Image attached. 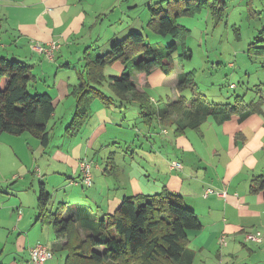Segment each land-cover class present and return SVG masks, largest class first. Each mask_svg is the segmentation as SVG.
I'll list each match as a JSON object with an SVG mask.
<instances>
[{
  "label": "crops",
  "instance_id": "obj_1",
  "mask_svg": "<svg viewBox=\"0 0 264 264\" xmlns=\"http://www.w3.org/2000/svg\"><path fill=\"white\" fill-rule=\"evenodd\" d=\"M160 1L163 0H0V57L17 59L30 66L33 78L28 84L29 93H45L51 97L54 110L50 121H69L75 108L72 89L85 77L83 74L87 72L90 61L95 55L108 52L111 44L127 34L141 32L147 20L145 8ZM218 1L226 6L225 0ZM249 3L250 0L248 6ZM132 9L138 11L133 14ZM116 21L121 25L111 31ZM127 21L129 23L124 24ZM258 39L262 41L257 44L264 43V34ZM49 43L58 46L51 59L35 48L36 45L46 47ZM256 48L262 52L253 55L263 56L264 46ZM187 50L192 58V51L188 47ZM123 71L124 66L117 62L105 67L103 76L118 77ZM180 74L184 73L178 68L168 75L158 68H153L148 75L132 74L136 91L146 95L155 114L147 124L142 121L135 102L120 101L103 84L100 90L112 98L110 103L106 105L99 99L93 100L90 116L81 130L73 136L65 133L60 136L58 148H70V153H61V157L66 155V159H59L70 165L66 172L50 168L48 162L44 173L37 161L33 164L20 161L29 152L41 157L47 149L33 134L0 136V142L7 144L0 148V264H34L29 249L36 244L46 246L52 252V257L45 264L65 262L66 254L61 252L63 241L56 240L52 225L42 221L36 209L38 186L34 178L44 183L46 190L57 192L56 199L49 202V210L54 212L58 204L64 203L62 215L65 218H81L88 214L90 218L101 219L114 214L126 197L154 195L167 189L181 196L185 206L195 212L201 224V230L188 235V249L195 254L192 264H264V189L258 192L251 189L253 179L264 176V95L259 96L257 103L251 104L245 103L244 95H235L233 102L223 104L235 107L229 120L216 124L210 116L197 130L186 128L177 133L176 124H173L175 115L169 122L161 119V111L167 105L181 98L185 100L186 108H190L193 101L198 103L197 107L201 102L207 104L194 91L193 98L189 99L183 96L184 91H178ZM163 88H168L171 96L155 98L154 95ZM154 120L158 131L151 130ZM163 126H172V132L168 133ZM137 140L145 142L140 149L147 151L156 147L166 152V159L170 161L169 171L183 172L184 167L194 169L196 164L203 165L204 170L196 167L194 170H198L199 175L188 179L172 173L164 182L157 180L152 183L153 187H144L142 179L148 177L149 170L140 168L138 162H146L147 167L148 163L141 157L135 159L134 152L130 159L124 157V165L131 162L133 167L119 181L122 175H119L117 166V171L113 170L115 164L112 159L117 161V157L111 149L122 151L121 147H136ZM89 152L93 154L91 158L88 157ZM14 156L17 166L9 159ZM83 159L92 160L89 161L92 184L87 187V192L78 169ZM172 162L180 163L181 169L172 168ZM107 164L112 171L110 175L104 171ZM149 166L160 172L157 164ZM132 172L134 179L131 180ZM16 175H20L18 184L24 189L17 187L15 190V185H10L17 180ZM64 176L66 182H63ZM55 177L60 181L51 180ZM157 179L162 181L160 176ZM184 185L186 187L183 188ZM71 198L87 200L91 204L90 209L67 206ZM76 223L79 225V221ZM257 232L261 235L260 242L245 240L247 233ZM221 237L225 238V246L219 243ZM244 252H248L247 257L241 255Z\"/></svg>",
  "mask_w": 264,
  "mask_h": 264
},
{
  "label": "trees",
  "instance_id": "obj_2",
  "mask_svg": "<svg viewBox=\"0 0 264 264\" xmlns=\"http://www.w3.org/2000/svg\"><path fill=\"white\" fill-rule=\"evenodd\" d=\"M224 9L225 3L218 0H163L149 6L146 26L154 34L170 37L173 42L162 53L137 31L111 44L108 52L95 55L83 74L85 77L72 89L75 108L65 134L73 136L81 130L90 116L93 100L99 99L106 105L110 103L112 98L100 90L103 84L120 101L135 102L142 121L145 124L151 122L155 114L146 95L136 91L132 74L148 75L153 68L170 74L174 69L172 58L175 53L179 62L191 58L186 46L190 31L177 20L207 10L216 23L224 18ZM263 34L264 30L258 33L255 43L262 41L258 38ZM248 52L259 54L262 51L252 43ZM117 62L124 66L123 73L118 77H104L103 69ZM30 68L17 59L0 57V136H20L29 132L43 148H47L50 142L48 123L54 108L48 94L29 93L28 84L33 78ZM193 77L194 73L180 74L178 91L193 92L196 87ZM197 104L193 101L190 108H186L185 100L181 98L161 111V119L169 122L175 115L173 124H176V132L181 133L186 128L197 130L210 116L216 124H222L235 110L227 105L218 107L201 102L197 107ZM251 189L253 192L263 190L264 176H256ZM50 198L45 184L39 182L36 209L40 219L52 225L56 240L63 241L64 264H192L195 254L188 249V233L201 230V224L181 196L167 189L148 197H126L114 214L101 219L90 218L88 214L76 219L73 216L65 218L62 215L64 203L58 204L52 212L49 210ZM75 227L88 231L85 240L79 237Z\"/></svg>",
  "mask_w": 264,
  "mask_h": 264
},
{
  "label": "rangeland",
  "instance_id": "obj_3",
  "mask_svg": "<svg viewBox=\"0 0 264 264\" xmlns=\"http://www.w3.org/2000/svg\"><path fill=\"white\" fill-rule=\"evenodd\" d=\"M225 2V16L224 19L218 23L213 22L209 12L206 10H203V12H201L199 15H196L195 17H181L177 20L178 24L187 27L191 31L190 37L186 42V46L192 51V58L190 60L177 62L178 57L175 53L172 58V60L174 61L173 72L176 68H178L179 71L184 74L193 72V79L196 84L194 92L198 93L199 95L197 96L202 98L207 104L223 107V104H230L231 102H233L235 95H244V101L246 104L257 103L259 101V96L264 95V55L259 56L249 54L247 53V49L250 45H252V43L256 47L264 46V43H255V39L258 37V33L264 29V0H250L249 6L247 5L248 0H225ZM135 11L138 10H131L133 14H135ZM145 14L147 15L148 20L149 12L147 7L145 8ZM146 22L144 23V27L140 29V31L146 38V42L151 44L153 48H157L160 52L164 53L165 48L169 46L173 42V40L170 37H160L154 34L146 26ZM126 23H129V21L124 22V24ZM120 25L121 24L116 21V23L112 25L113 28L111 29V31H113L114 28L118 29ZM230 85H232V88L230 87ZM194 92L185 90L182 94L187 99H189L195 94ZM31 95H34V93ZM161 95L162 97L171 96L168 88L158 90V93H156L154 97L158 98V96ZM166 101L167 100L165 99V102ZM70 121L71 117L69 121L68 119L63 120V123H60V121H49L48 132L50 136V142L47 149L44 151V154L39 157L35 153L33 156V153L29 152L28 155L24 154L22 158L18 156L19 158H21L20 161H22L23 164H33L35 163V161H37L38 165L42 168V171L44 173L47 172L45 169V167L47 166L45 165L48 162L51 164L50 168H58L60 170H63V172H66L70 165L66 162L59 161V159L64 158L63 160H65L66 155H63L61 157V153H70V148L64 147L63 149H59L58 147L62 139L60 136L64 135L65 127ZM158 128V124L154 120L151 130L158 131ZM163 128H165L168 133H171L173 129L172 126H163ZM64 139L68 140V137L64 136ZM142 143L145 144V142H143L142 140H137L135 142L136 147H121L122 151L114 150L113 148L111 149V147H109L111 149V153L116 155L117 157V161H115L114 159H112V161L115 164L113 170L117 171V167L120 169L119 175L122 176H120L119 181H122L123 176L129 173V171L133 167L131 162L124 165V157L127 156V158L130 159V157L133 156L134 152L135 159L141 157L148 163L147 167L145 164L146 162H144L143 160V162H138V166L140 168L149 170L148 177H144L142 179V181L144 182V187H146L147 185L153 187V184H155L154 181L157 180L159 183H162L164 182L166 177L170 176L172 173H174L173 175L185 176V178L188 179L197 177V174L199 175V171L194 170L196 167L204 170L203 165L196 164L194 169L184 167L183 172L169 171L167 170V167L170 161L166 159V152L158 150L156 147L153 148V150L149 149L147 151L146 149H140ZM3 144L6 143L0 142V148L3 147ZM92 156L93 154L89 152L88 157L91 158ZM112 156L113 155H110V157ZM9 159L14 161V163H12L13 165L17 166L18 163L16 157H9ZM89 161L91 162L92 160ZM60 162L62 163L61 165ZM154 164H157L158 168H161L159 169L160 172L156 168L149 166H154ZM104 171L109 175L112 173L110 167H108V164L105 166ZM201 173L204 174V171H202ZM133 174L134 172H132L131 174V180L134 179ZM32 175L33 173L29 177L31 178ZM50 175H52V173ZM16 176L17 180L13 181L10 185H15V190L17 187L24 189V187H20V185L18 184L20 175ZM159 176L162 181L160 179H157L159 178ZM62 178L64 179L65 176ZM34 179L35 184L38 186L39 180L36 178ZM51 180H55L56 182L60 181L58 177H55ZM63 182H66V178ZM29 186L30 184L28 183L27 187ZM181 186H178L177 188L180 189ZM184 187H186V185H184L183 188ZM83 188H85L84 191L87 192L86 189H88L89 187L87 188L84 186ZM47 191L51 195L50 200L52 203L56 199L55 194L57 192L53 189ZM69 191H67V194ZM71 193L74 194L75 192L71 191ZM152 194L153 193L149 195L139 194L135 195V197H148ZM68 203L69 204L67 206L70 207L85 206L90 209L91 206V204L84 199L71 198ZM80 216H82V214H80ZM74 218L76 219L77 216H75ZM75 229L79 237L85 240L88 231L81 230L80 227H75ZM188 235H190V232L188 233ZM97 250L101 251V249L99 248ZM61 252L64 251L61 250ZM247 254L248 252H244L241 255L247 257Z\"/></svg>",
  "mask_w": 264,
  "mask_h": 264
},
{
  "label": "built area",
  "instance_id": "obj_4",
  "mask_svg": "<svg viewBox=\"0 0 264 264\" xmlns=\"http://www.w3.org/2000/svg\"><path fill=\"white\" fill-rule=\"evenodd\" d=\"M35 48L38 52L43 53L49 59H51L53 52L58 49V46L55 43H49L46 47L36 45ZM171 166L172 168L181 169V165L178 162H172ZM78 169L81 175V181L83 185L86 187H90L92 183L91 164L86 160H81L78 164ZM245 240L260 242L261 235L259 232L255 234L247 233L245 235ZM219 243L221 246H225V238L221 237L219 239ZM29 256L34 264H45L46 261L52 257V252L46 246L36 244L35 246L29 249Z\"/></svg>",
  "mask_w": 264,
  "mask_h": 264
}]
</instances>
